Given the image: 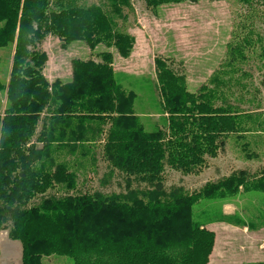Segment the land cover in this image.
I'll use <instances>...</instances> for the list:
<instances>
[{
  "label": "trees",
  "instance_id": "16d2710c",
  "mask_svg": "<svg viewBox=\"0 0 264 264\" xmlns=\"http://www.w3.org/2000/svg\"><path fill=\"white\" fill-rule=\"evenodd\" d=\"M54 1L53 7L51 0H0V47L13 42L18 30L8 107L0 113V233L9 229V238L21 243L23 264H44L51 256H68L74 264H208L215 235L196 220L194 206L234 195L241 186L246 192L264 189V178L248 182L241 171L188 194L167 191L163 174L166 167L197 173L230 135L244 130L246 115L224 92L230 83L216 78L212 88L192 93L157 59L168 118L165 129L147 131L134 113L135 94L116 81L111 56L104 54L102 63L75 60L70 83L50 84L43 75L46 57L36 50L52 34L90 49L106 44L128 56L133 37L118 31L113 18L128 0H106L109 12L76 0ZM97 153L126 175L128 185L134 179L150 188L48 194L57 188L77 192L85 162Z\"/></svg>",
  "mask_w": 264,
  "mask_h": 264
},
{
  "label": "rangeland",
  "instance_id": "374dc122",
  "mask_svg": "<svg viewBox=\"0 0 264 264\" xmlns=\"http://www.w3.org/2000/svg\"><path fill=\"white\" fill-rule=\"evenodd\" d=\"M76 1L81 7L97 5L107 12L112 9L106 0ZM128 3L119 16L113 17L116 29L133 37L128 56L106 44L90 49L83 42L65 43L48 34L36 46L46 57V80L50 84H68L73 80L75 60L102 63L104 54H108L117 83L135 94L134 113L147 131L165 129L168 118L157 82V59L182 76L192 93L202 87L212 88L216 78L229 82V90L224 88V92L246 115L244 130L230 135L217 157L207 158L205 167L197 173L183 174L166 167L163 185L167 191L181 188L193 194L232 175L238 176L241 171L247 173L248 182L264 178V0H181L156 7L150 6L148 0ZM51 4L54 7L55 1L51 0ZM3 25L0 22V27ZM17 35L18 30L13 42L0 47V113L8 107L7 86ZM93 158L85 162L87 170L79 174L77 192L57 188L48 194L111 195L150 188L134 179L128 185L126 175L104 163L99 153ZM40 200L38 197L34 204ZM193 211L196 220L204 222L203 227L215 235L208 264H232L234 259L235 264L264 263V250L258 249L264 236V189L246 192L241 186L234 195L200 199ZM219 226L226 232H219ZM8 232L9 229L0 233V264H23L22 245L11 240ZM241 232H249L253 238L241 239ZM248 242L255 243L258 249L252 255L250 250L246 252ZM43 263L74 264L68 256L44 257Z\"/></svg>",
  "mask_w": 264,
  "mask_h": 264
},
{
  "label": "crops",
  "instance_id": "0c3cea01",
  "mask_svg": "<svg viewBox=\"0 0 264 264\" xmlns=\"http://www.w3.org/2000/svg\"><path fill=\"white\" fill-rule=\"evenodd\" d=\"M219 228H220V231L219 232H222L223 231L222 230V226H219ZM223 232H226V231H223ZM248 234H249V232L248 233L241 232L239 235H240V238L241 239H252L253 236L252 235H248ZM255 237H257V235H254V238ZM261 242H262V244H261V246H258V249H260V250L263 249L264 250V236L261 237ZM258 249L255 246V243L251 245V243L248 242V247L246 248V252H248L250 250V255H252L253 251L254 250L257 251ZM236 254L237 253H234V257L236 256ZM262 256H264V252H262ZM235 263H237V261L234 259V261H232V264H235Z\"/></svg>",
  "mask_w": 264,
  "mask_h": 264
}]
</instances>
